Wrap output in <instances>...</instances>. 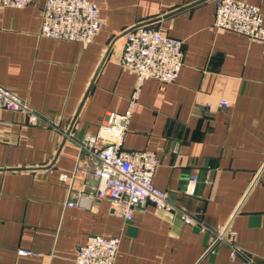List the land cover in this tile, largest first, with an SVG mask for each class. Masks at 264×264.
<instances>
[{"label": "crops", "instance_id": "0c3cea01", "mask_svg": "<svg viewBox=\"0 0 264 264\" xmlns=\"http://www.w3.org/2000/svg\"><path fill=\"white\" fill-rule=\"evenodd\" d=\"M43 1L0 7V85L41 116L30 124L0 109V264H74L90 235L119 237L114 264H244L212 243L227 222L251 264H264V183H253L264 159L261 45L215 29L216 0H96L103 25L83 46L39 35ZM243 1L264 25V0ZM139 25L180 39L183 64L173 82L141 84L122 148L155 153L153 185L193 223L152 203L127 220L89 198L92 181L60 179L84 135L126 110L136 77L117 59ZM69 187L79 205H65Z\"/></svg>", "mask_w": 264, "mask_h": 264}, {"label": "built area", "instance_id": "2783aa9c", "mask_svg": "<svg viewBox=\"0 0 264 264\" xmlns=\"http://www.w3.org/2000/svg\"><path fill=\"white\" fill-rule=\"evenodd\" d=\"M32 0H0V7H23ZM103 22L96 0H44L41 8L39 35L48 38L76 41L85 46L100 32ZM213 26L217 30H231L261 45L264 53V25L258 6L243 0H216ZM117 63L135 74V85L127 108L102 119L96 132L84 135L78 142V152L70 175L60 174L61 180L79 177L83 183L92 181L90 199L109 201L113 213L130 219L133 211L146 203L172 212L181 220L193 223V217L177 208L168 192L152 183L157 165L155 153L148 150H124L122 142L131 111L136 104L141 84L149 78L162 83L177 79L183 64L182 41L162 33L159 29L139 25L123 33L121 53ZM226 99H218L217 106L225 107ZM211 107L210 102L207 103ZM0 109L21 112L27 122L38 124L39 113L23 98L0 85ZM191 179L196 182V176ZM264 183V159L253 177V183ZM83 194L69 187L65 205H79ZM212 243L227 247L229 257H240L244 264L251 260L235 241L229 222L213 230ZM119 237L90 235L77 247L74 264H114ZM19 254L31 251L18 249Z\"/></svg>", "mask_w": 264, "mask_h": 264}]
</instances>
